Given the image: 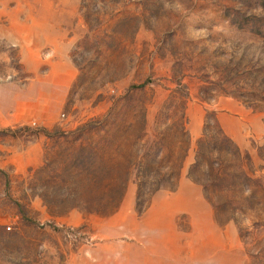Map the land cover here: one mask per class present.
Instances as JSON below:
<instances>
[{
  "label": "rangeland",
  "instance_id": "1",
  "mask_svg": "<svg viewBox=\"0 0 264 264\" xmlns=\"http://www.w3.org/2000/svg\"><path fill=\"white\" fill-rule=\"evenodd\" d=\"M181 112L175 190L138 199L131 170L118 208L91 212L98 122L119 176ZM214 118L241 152L222 145L238 186L217 213L187 176ZM0 264H264V0H0Z\"/></svg>",
  "mask_w": 264,
  "mask_h": 264
},
{
  "label": "trees",
  "instance_id": "2",
  "mask_svg": "<svg viewBox=\"0 0 264 264\" xmlns=\"http://www.w3.org/2000/svg\"><path fill=\"white\" fill-rule=\"evenodd\" d=\"M145 85L132 87L131 90H141ZM99 133L103 134V143L100 146L102 152L100 171L104 175L101 179H105L100 184V190L106 197H101L99 204L91 209L97 215L106 216L113 213L119 206L126 187L127 177L131 170L135 172V181L138 188V199H140L146 191L149 194H154L161 190L172 192L177 186V181L180 175L182 162L185 158L189 137L186 130V118L181 112L179 120L166 122L160 125V131L155 136L154 140L148 143L144 153L136 163H129L121 167L122 175L110 174L111 168L106 165L105 161V145L110 144L105 137L109 133V128L113 125L102 119L99 122ZM144 124V120H143ZM214 133L210 135V132ZM223 144L231 146V153L239 157L241 152L233 142L226 137L222 129L216 123L214 118L213 126L204 128L202 137L197 141L196 155L192 167L188 171V178L195 184L202 187L205 199L214 205V211L217 213L221 210L220 206L211 201L210 196H220L221 193L231 192V187H237L238 183H233L228 187V179H237L234 176V171L231 172L229 165L225 169L221 168V154L223 152ZM118 146V145H117ZM215 156L216 160H213ZM219 166L217 171L212 168V164ZM117 169L115 168V172ZM107 173V175H106ZM199 173H204L203 178L197 177ZM116 176V177H115ZM246 176V175H245ZM136 210L141 211L139 203L136 205Z\"/></svg>",
  "mask_w": 264,
  "mask_h": 264
},
{
  "label": "crops",
  "instance_id": "3",
  "mask_svg": "<svg viewBox=\"0 0 264 264\" xmlns=\"http://www.w3.org/2000/svg\"><path fill=\"white\" fill-rule=\"evenodd\" d=\"M64 66H65V67L67 68V70H68V80H67V82H66V85H67V83L69 84V82H71V80L73 79V77H74V72L72 71L71 66H69V65H67V64H64ZM66 85H65V86H66ZM223 116H224V115H222V114H220L219 112H217V120H218L219 124L221 125L222 129L225 131L226 134H228V136H229L230 138H232L234 141H237V139H236V137H235V134L232 133V132H230V131L228 130L227 124L225 123V119H224ZM2 121H4V120H2ZM233 122H236V125H237V127H238L239 122L236 121V120H234ZM198 130H200V125L198 126Z\"/></svg>",
  "mask_w": 264,
  "mask_h": 264
}]
</instances>
